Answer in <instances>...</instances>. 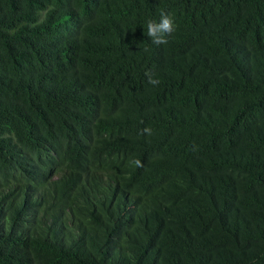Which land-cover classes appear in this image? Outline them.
Masks as SVG:
<instances>
[{
  "label": "trees",
  "instance_id": "16d2710c",
  "mask_svg": "<svg viewBox=\"0 0 264 264\" xmlns=\"http://www.w3.org/2000/svg\"><path fill=\"white\" fill-rule=\"evenodd\" d=\"M0 264H264V0H0Z\"/></svg>",
  "mask_w": 264,
  "mask_h": 264
},
{
  "label": "clouds",
  "instance_id": "9594fccd",
  "mask_svg": "<svg viewBox=\"0 0 264 264\" xmlns=\"http://www.w3.org/2000/svg\"><path fill=\"white\" fill-rule=\"evenodd\" d=\"M146 32L147 37L150 39L151 43L154 45H162L168 43V37L176 30V24L174 22L173 16L161 10L159 13V20H147L146 21ZM148 49H144L147 51ZM148 76V83L156 86L159 84L158 79H154L151 74H146ZM145 133L151 134L150 129H144ZM137 167H142V163L139 160L135 161Z\"/></svg>",
  "mask_w": 264,
  "mask_h": 264
}]
</instances>
